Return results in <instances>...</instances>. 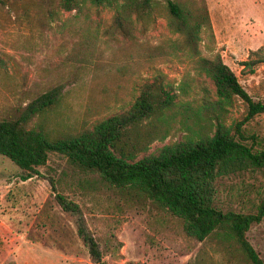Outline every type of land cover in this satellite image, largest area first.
Masks as SVG:
<instances>
[{
	"label": "rangeland",
	"instance_id": "374dc122",
	"mask_svg": "<svg viewBox=\"0 0 264 264\" xmlns=\"http://www.w3.org/2000/svg\"><path fill=\"white\" fill-rule=\"evenodd\" d=\"M204 1L211 32L201 29V54H219L248 94L264 101V61H257L264 58V0ZM119 3L86 2L75 10L54 0L53 19L46 18V0L0 3V118L62 86L60 102L42 118L46 137L65 141L128 110L146 85L161 83L175 108L168 119L144 121L143 129L155 128L157 137L125 154L126 161L158 157L172 141L211 136L216 117L229 133L241 123L246 136L257 137L254 149L264 147V113L244 120L242 99L217 95L214 80L177 45L161 6L149 20L132 17L120 30L113 25ZM216 101L221 108L210 105ZM40 121L36 114L26 128ZM37 169L23 180L21 169L0 154V264H94L78 233L79 216L105 264H245L221 236H188L167 207L123 193L97 174L76 173L57 153ZM213 186L219 208L255 212L264 202V166L232 160ZM57 194L78 210L64 209ZM247 238L264 261V220Z\"/></svg>",
	"mask_w": 264,
	"mask_h": 264
},
{
	"label": "trees",
	"instance_id": "16d2710c",
	"mask_svg": "<svg viewBox=\"0 0 264 264\" xmlns=\"http://www.w3.org/2000/svg\"><path fill=\"white\" fill-rule=\"evenodd\" d=\"M7 2L9 0H0L3 5ZM53 2L46 0V18L56 16ZM59 2L63 7L75 10L86 2L93 5L120 2L113 19V25L120 30L132 17L149 20L154 8L161 6L169 29L178 35L177 45L192 56L196 69L206 72L214 80L217 95L227 101L234 96L242 99L246 103L244 120L264 113V101L255 100L248 94L219 54L212 57L201 54V29L207 28L211 32L204 0ZM257 61H264V58ZM61 90L62 86H59L41 94L16 116L0 118V154L21 169L23 180L38 175L37 168L46 163L49 153H57L76 173L97 174L123 193L167 207L182 220L183 230L188 236L203 241L217 234L245 264H264L247 238L250 227L264 220V202L257 206L255 212H239L219 208L214 198L215 176L230 161L247 160L256 168L264 166V147L254 149L257 137L246 136L241 123L235 126L233 133H229L216 117V128L211 136L194 142L172 141L158 157L128 162L125 154L134 153L157 137L155 128L143 129L144 121L161 117L168 119L166 115L175 108L173 96L161 83L146 85L128 110L112 115L95 128L72 139L52 141L45 135L42 116L60 102ZM210 105L221 108L220 101ZM36 114L41 116V121L33 128H26L27 122ZM249 138L251 143L247 142ZM114 150L121 155L117 156ZM56 198L64 209L78 210L63 196L57 194ZM77 227L92 262L105 264L99 243L84 227L81 216Z\"/></svg>",
	"mask_w": 264,
	"mask_h": 264
}]
</instances>
